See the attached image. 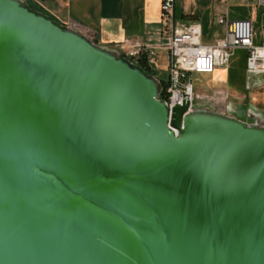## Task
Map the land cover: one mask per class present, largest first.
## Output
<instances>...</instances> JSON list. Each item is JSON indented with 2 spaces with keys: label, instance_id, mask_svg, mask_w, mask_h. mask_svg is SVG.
Returning <instances> with one entry per match:
<instances>
[{
  "label": "water",
  "instance_id": "water-1",
  "mask_svg": "<svg viewBox=\"0 0 264 264\" xmlns=\"http://www.w3.org/2000/svg\"><path fill=\"white\" fill-rule=\"evenodd\" d=\"M161 92L0 0V264H264V123Z\"/></svg>",
  "mask_w": 264,
  "mask_h": 264
},
{
  "label": "crops",
  "instance_id": "crops-1",
  "mask_svg": "<svg viewBox=\"0 0 264 264\" xmlns=\"http://www.w3.org/2000/svg\"><path fill=\"white\" fill-rule=\"evenodd\" d=\"M161 1L26 0L35 6L39 15L56 25L76 31L89 42L114 51L131 64L148 68L155 78L165 80L168 51L160 23ZM260 9L264 7L258 6L257 0H226L224 4L218 0H174L173 14L177 24L197 23L202 43L210 45L220 38L204 42L203 31L221 26L215 22V17L225 15L232 21L251 20L253 26ZM260 36L254 33V40L259 41ZM235 53H244L245 57L240 85L231 86L228 73ZM245 58L244 50L234 51L224 68L208 74L211 77L205 81L203 92H195L189 79L193 89L191 108L207 110L247 124L264 123V75H248Z\"/></svg>",
  "mask_w": 264,
  "mask_h": 264
},
{
  "label": "built area",
  "instance_id": "built-area-1",
  "mask_svg": "<svg viewBox=\"0 0 264 264\" xmlns=\"http://www.w3.org/2000/svg\"><path fill=\"white\" fill-rule=\"evenodd\" d=\"M257 5L264 7V0H257ZM173 10L174 0L161 1L160 23L168 51L165 101L169 107L180 105L186 99L192 103L193 89L187 77L191 74H212L216 69L224 68L238 49L246 53V73L264 75V33L255 44L251 20L232 21L225 15L215 17V22L223 27V37L205 45L200 26L195 22L177 24Z\"/></svg>",
  "mask_w": 264,
  "mask_h": 264
},
{
  "label": "rangeland",
  "instance_id": "rangeland-1",
  "mask_svg": "<svg viewBox=\"0 0 264 264\" xmlns=\"http://www.w3.org/2000/svg\"><path fill=\"white\" fill-rule=\"evenodd\" d=\"M26 7L29 8L32 12L39 14L38 11L35 9L32 3H27L26 0H23ZM254 33L256 35H261L264 32V9H260L259 13L256 16V21L253 25ZM223 37V28L221 26H215L212 29H208L203 31V41L210 42L217 38ZM258 40L255 39L254 43L258 44ZM245 54L235 53L234 63L232 64L231 68L229 69L228 73V83L231 86L240 85L241 82V75H242V60L244 59ZM154 77V76H153ZM210 75L208 74H198V75H191L187 77V80H191L193 84V89L196 92H203L205 91V81H209ZM157 79V78H156ZM159 81V79H157Z\"/></svg>",
  "mask_w": 264,
  "mask_h": 264
},
{
  "label": "trees",
  "instance_id": "trees-1",
  "mask_svg": "<svg viewBox=\"0 0 264 264\" xmlns=\"http://www.w3.org/2000/svg\"><path fill=\"white\" fill-rule=\"evenodd\" d=\"M28 10H30L29 8H28ZM31 11V10H30ZM125 60V59H124ZM127 61V60H126ZM129 62V61H128ZM130 63V62H129ZM131 64V63H130ZM133 65V64H132ZM134 67H136V68H138L140 71H142L144 74H146V75H148V76H153L150 72H149V70H148V68H146V67H143V66H135V65H133ZM159 82H160V84H161V87H162V92H161V96H160V98L162 99V100H166V97H167V95H166V87H167V80L165 79V80H159Z\"/></svg>",
  "mask_w": 264,
  "mask_h": 264
}]
</instances>
